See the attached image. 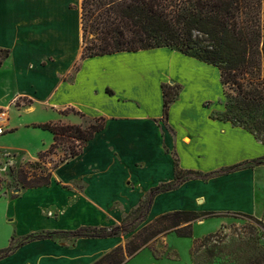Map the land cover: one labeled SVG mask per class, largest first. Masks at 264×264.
<instances>
[{"label": "crops", "instance_id": "obj_1", "mask_svg": "<svg viewBox=\"0 0 264 264\" xmlns=\"http://www.w3.org/2000/svg\"><path fill=\"white\" fill-rule=\"evenodd\" d=\"M81 5L82 0H0V51H9L0 66V110L54 112L33 123L82 124L66 113L72 109L92 120L105 118L83 151L53 171L49 185L23 191L50 196L46 202L54 208H43L44 216L75 221L47 230L121 223L152 188L174 180L175 159L184 170L207 173L264 157V142L253 133L212 117L225 110L217 66L170 47L83 58ZM163 83L182 86L167 119ZM263 177L264 162L206 181L188 179L156 194L146 219L176 210L256 214ZM33 211L40 215L39 206ZM94 239L116 242L115 236L80 237L76 250ZM47 240L19 247L0 264L25 263L28 245Z\"/></svg>", "mask_w": 264, "mask_h": 264}, {"label": "trees", "instance_id": "obj_2", "mask_svg": "<svg viewBox=\"0 0 264 264\" xmlns=\"http://www.w3.org/2000/svg\"><path fill=\"white\" fill-rule=\"evenodd\" d=\"M82 57L110 54L119 51H139L170 47L217 66L221 73L225 110L213 112L212 117L231 121L264 142V0H82ZM9 51H0V66ZM164 117L168 118L171 103L182 86L163 83ZM83 115L80 111L72 109ZM50 131L52 144L38 153L36 166L18 170V180L26 188L49 185L53 171L63 162L80 154L86 143L105 125V118H95L90 125L47 121L35 124ZM78 141V143H76ZM69 142V151L52 168L45 160L63 143ZM264 162V157L244 161L218 170L203 173L184 170L175 159V178L152 188L134 210L143 211L145 220L156 194L178 188L188 179L209 180L245 167ZM133 212V211H132ZM220 216L214 211L176 210L162 214L135 232L125 245H118L93 264H121L128 256L140 250L147 242L165 229H173L180 237L193 236V222L202 217ZM169 226H163L164 222ZM185 224V225H183ZM183 225V226H181ZM128 225L106 228L80 227L76 230L43 231L27 237L28 241L53 236L75 238H107ZM136 229H129L132 232ZM149 231L147 235L142 234ZM211 233L195 242L192 257L201 245L211 242ZM142 237V238H141ZM21 243L14 237L0 248V261L17 251ZM248 264H264L263 259Z\"/></svg>", "mask_w": 264, "mask_h": 264}, {"label": "rangeland", "instance_id": "obj_3", "mask_svg": "<svg viewBox=\"0 0 264 264\" xmlns=\"http://www.w3.org/2000/svg\"><path fill=\"white\" fill-rule=\"evenodd\" d=\"M66 113L76 115L84 127L94 121L71 110ZM8 115L10 124L6 132L0 135V246L3 244V247L6 246L8 238L14 237L16 243L24 246L33 242L27 239L30 235L59 225H73L75 222L69 216L61 221L44 216L42 211L52 207V204L46 202L51 200L50 196H31L27 193L23 195L26 187L18 180V170L21 167L26 170L33 169L36 166L33 162L37 161L38 153L47 149L53 142L52 133L33 122L49 120L54 116V112L43 107L31 111H18L13 107ZM69 145V142L63 143L54 154L49 155L45 160V167L52 168L61 157L70 152ZM262 180L264 182V177ZM262 193V207L256 214L228 210L220 213V216L199 218L193 222L192 237H180L173 229H165L121 264H248L255 259L257 262L263 259L264 262V184ZM54 198L56 201L60 199L59 192H55ZM38 206L40 215H32ZM82 212V219L87 218V211ZM143 213L144 210L133 211L119 224L86 225L107 230L117 225H128L127 229L117 231L113 245L106 240L94 239L84 242L81 244V250H76L77 238L57 235L47 238L44 242L29 244L23 264H50L53 260L59 264H93L118 245H125L135 232L153 221L140 220ZM170 222H164L163 226H169ZM135 227L134 231L128 232ZM70 230L73 229H68ZM148 232H144L142 237ZM211 233H216L213 240L200 246L195 261L192 257L195 242Z\"/></svg>", "mask_w": 264, "mask_h": 264}, {"label": "built area", "instance_id": "obj_4", "mask_svg": "<svg viewBox=\"0 0 264 264\" xmlns=\"http://www.w3.org/2000/svg\"><path fill=\"white\" fill-rule=\"evenodd\" d=\"M9 117L7 112L0 110V135H3L8 126Z\"/></svg>", "mask_w": 264, "mask_h": 264}]
</instances>
